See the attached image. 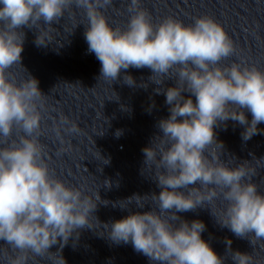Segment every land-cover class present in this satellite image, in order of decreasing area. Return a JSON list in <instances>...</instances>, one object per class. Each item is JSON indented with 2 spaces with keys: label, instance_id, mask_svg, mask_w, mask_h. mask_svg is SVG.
<instances>
[{
  "label": "clouds",
  "instance_id": "clouds-1",
  "mask_svg": "<svg viewBox=\"0 0 264 264\" xmlns=\"http://www.w3.org/2000/svg\"><path fill=\"white\" fill-rule=\"evenodd\" d=\"M108 8H114V0H0V241L6 246L0 247V264L51 259L57 254L49 251L53 245L60 243L62 250L71 238H79L80 230L94 229L98 202L110 203L101 200L99 187L88 193L51 170L41 142L47 95L22 65V28L37 29L35 43L46 46L41 22L50 30L65 13L72 18L77 12L87 20L88 52L101 64L98 81L111 86L123 72L122 82L129 87L146 90L154 84V94L165 95L170 113L157 122L158 133L142 149V174L151 170L161 190L111 202L129 214L103 224L108 239L116 245L130 243L153 264H225L202 238L204 222L188 221L178 213L209 208L216 223L236 237L249 239L253 246L264 240V191L254 179L264 168V158L221 159L224 144L215 132L222 125L226 129L231 120L243 126L245 142L261 133L264 69L241 59L221 63L237 48L212 16L194 17L189 24L170 15L154 21L142 0H129L126 23L113 26L105 15ZM17 66L25 75L14 74ZM130 68H147L151 75L137 84L126 74ZM168 80L174 85L163 87ZM154 107L153 101L149 112ZM55 131L61 145L65 135L83 134L64 116ZM122 134L119 129L115 133L117 138ZM70 149L69 141L57 154ZM99 156L103 164L110 163V158ZM104 186L110 189L112 182L105 180ZM133 204L152 210L132 212ZM225 243L234 264H253L251 254L233 252L230 239ZM59 258L65 264L62 255Z\"/></svg>",
  "mask_w": 264,
  "mask_h": 264
}]
</instances>
